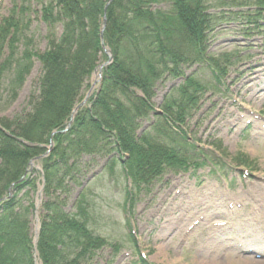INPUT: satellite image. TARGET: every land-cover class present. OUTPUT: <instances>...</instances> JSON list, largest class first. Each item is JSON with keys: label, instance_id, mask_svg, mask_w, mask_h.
I'll return each mask as SVG.
<instances>
[{"label": "trees", "instance_id": "16d2710c", "mask_svg": "<svg viewBox=\"0 0 264 264\" xmlns=\"http://www.w3.org/2000/svg\"><path fill=\"white\" fill-rule=\"evenodd\" d=\"M106 1L41 0L40 19L49 30L41 52L32 50L25 32V2L14 4L0 21V78L12 71L10 99L30 71L31 57L42 67L31 110L13 119L0 117L1 127L10 133L0 129V197L31 158L45 153L51 132L58 131L51 151L36 161L44 177L37 240L42 264H94L105 244L89 228L85 189L75 200V211L64 209L72 184L82 185L97 158L123 159L124 173L136 187L149 184L165 168L193 162L196 145L183 126L207 87L184 67L204 62L219 82L233 63L208 51L213 30L238 20L264 27V0H112L103 30L112 60L69 129L60 132L94 68L107 60L99 36ZM166 75L183 77L178 96L163 99L153 113V131L138 132L154 110L155 84ZM40 174L33 168L12 187L13 195L0 202V264H34L30 224Z\"/></svg>", "mask_w": 264, "mask_h": 264}, {"label": "rangeland", "instance_id": "374dc122", "mask_svg": "<svg viewBox=\"0 0 264 264\" xmlns=\"http://www.w3.org/2000/svg\"><path fill=\"white\" fill-rule=\"evenodd\" d=\"M27 1L25 32L32 50L41 52L49 30L40 19V0ZM14 2L21 0H0V20ZM253 26L239 20L223 22L211 33L208 51L226 55L233 63L223 79L227 90L213 88L215 80L203 62L184 67L185 73L194 71L195 79L209 87L187 116L185 130L206 157L218 161L216 165L206 162L195 173L165 169L148 187L133 190L130 213L125 202L132 187L120 162L109 168L98 159L88 167L89 173L98 169L84 186L89 226L108 242L96 264H132L137 258L125 227L126 214L147 264H264V27ZM56 31L60 32L59 25ZM40 74L41 65L34 58L14 100L7 92L11 76L0 79V116L12 118L31 110L29 98L38 93ZM181 81L166 76L156 83L155 110L166 95L178 96ZM239 154L244 160L236 159ZM78 190L73 184L66 210H74ZM114 243L118 250L112 248Z\"/></svg>", "mask_w": 264, "mask_h": 264}, {"label": "water", "instance_id": "95a60500", "mask_svg": "<svg viewBox=\"0 0 264 264\" xmlns=\"http://www.w3.org/2000/svg\"><path fill=\"white\" fill-rule=\"evenodd\" d=\"M109 3V2H108ZM108 3H106V5H105V7H104V10H106V8H107V5H108ZM104 21H105V19H104ZM102 30H103V27H101V29H100V38H101V41H102ZM104 51H105V53H107V55L109 56V60L111 59V53H110V51H109V49L107 48V47H104ZM107 62H105V63H103V64H101V65H99L95 70H94V73H95V76H99L100 75V70H101V67L104 65V64H106ZM97 81V79H94V82H96ZM93 82V83H94ZM89 94V93H88ZM88 94H87V96H88ZM87 96L73 109V111H72V114H71V117H70V121H69V123L71 122V119L73 118V116H74V114H75V112H76V110H77V107L79 106V105H82V104H84V102H85V100H86V98H87ZM69 125V124H68ZM68 125H67V127H68ZM50 145H52V142H50ZM50 149V148H49ZM41 190H42V185L40 186V188H39V190H38V194L40 195L41 194ZM40 202V199H38L37 200V204ZM35 230H37L38 229V226H39V223H38V218L36 217L35 218ZM33 244H34V246H35V244H36V236L34 237V241H33ZM35 255H37V251L35 250ZM35 264H40L39 262H36L35 261Z\"/></svg>", "mask_w": 264, "mask_h": 264}, {"label": "bare ground", "instance_id": "6f19581e", "mask_svg": "<svg viewBox=\"0 0 264 264\" xmlns=\"http://www.w3.org/2000/svg\"><path fill=\"white\" fill-rule=\"evenodd\" d=\"M255 238L256 239H261L262 237H259V236H257V235H255ZM162 248V249H161ZM164 248L163 247H160V250H163ZM161 252V251H160ZM199 264H204V262H199Z\"/></svg>", "mask_w": 264, "mask_h": 264}]
</instances>
